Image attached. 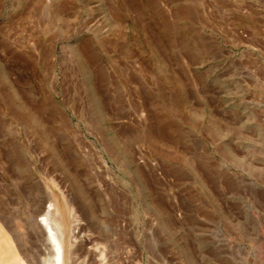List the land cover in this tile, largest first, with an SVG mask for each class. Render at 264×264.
Masks as SVG:
<instances>
[{
    "label": "rangeland",
    "instance_id": "rangeland-1",
    "mask_svg": "<svg viewBox=\"0 0 264 264\" xmlns=\"http://www.w3.org/2000/svg\"><path fill=\"white\" fill-rule=\"evenodd\" d=\"M57 188L93 260L264 264V0H0V200L28 246Z\"/></svg>",
    "mask_w": 264,
    "mask_h": 264
},
{
    "label": "bare ground",
    "instance_id": "bare-ground-1",
    "mask_svg": "<svg viewBox=\"0 0 264 264\" xmlns=\"http://www.w3.org/2000/svg\"><path fill=\"white\" fill-rule=\"evenodd\" d=\"M29 226L38 233L39 243L35 248L28 246L21 232L11 226L0 200V264H79L80 252L84 259V263L80 262L82 264L107 262L105 253L98 252L99 248L98 258H95V254V259H91L93 248L79 233L77 207L58 188L47 204L40 202L30 213Z\"/></svg>",
    "mask_w": 264,
    "mask_h": 264
}]
</instances>
